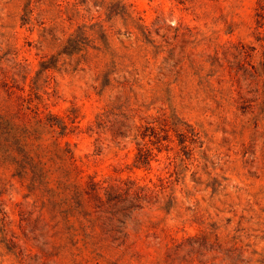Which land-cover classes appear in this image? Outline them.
<instances>
[{"label":"rangeland","instance_id":"374dc122","mask_svg":"<svg viewBox=\"0 0 264 264\" xmlns=\"http://www.w3.org/2000/svg\"><path fill=\"white\" fill-rule=\"evenodd\" d=\"M51 57L56 69L41 74L38 94L46 112L76 117L80 132L65 140L83 176H163L158 162L131 167V137L88 132L116 98L138 111L137 125L165 113L191 126L173 208L141 217L174 239L172 255L143 263L264 264V0H0V71L26 94ZM13 173L0 163V264H93L72 252L36 259L15 240L21 257L8 243L20 234L16 204H32Z\"/></svg>","mask_w":264,"mask_h":264},{"label":"trees","instance_id":"16d2710c","mask_svg":"<svg viewBox=\"0 0 264 264\" xmlns=\"http://www.w3.org/2000/svg\"><path fill=\"white\" fill-rule=\"evenodd\" d=\"M55 59L39 64L26 94L14 85L9 71H0V163L14 166L13 176L26 191L23 198L32 199L29 206L26 202L16 204L20 234L11 233L8 243L19 249L21 257L27 250L15 240L30 243L37 249L36 259L62 252H72L93 264H145L143 261L154 254L169 259L174 239L159 229L160 223L142 221L141 217L153 209L168 214L173 208V184L177 181L173 177L185 148L184 132L191 126L165 113L140 118L137 125L134 118L138 111L116 105L121 103L116 98L95 117L88 132L109 134L117 144L119 139L131 137L136 146L131 167L150 171L151 163L158 162L163 176L148 182L130 176H83L73 146L65 140L80 132L76 117L65 119L46 112L38 94V80L41 74L56 69ZM48 79L46 76L45 82ZM173 134L179 137L177 149L171 146ZM163 152L165 161L161 162L158 157ZM130 225L137 234L134 241L129 239ZM144 246L148 251H143ZM151 248L154 251L150 252Z\"/></svg>","mask_w":264,"mask_h":264}]
</instances>
